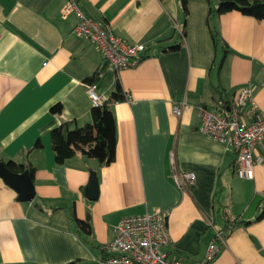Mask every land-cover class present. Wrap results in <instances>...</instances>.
Returning <instances> with one entry per match:
<instances>
[{"label":"crops","instance_id":"1","mask_svg":"<svg viewBox=\"0 0 264 264\" xmlns=\"http://www.w3.org/2000/svg\"><path fill=\"white\" fill-rule=\"evenodd\" d=\"M67 1L0 0V160L31 164L36 189L33 202H18L0 178V264H103L115 226L154 209L168 214V253L194 264L215 231L225 230L220 207L226 220L252 219V203L264 195V153L256 152L262 162L254 178L241 179L235 151L198 131L202 108L229 105L246 85L264 114V20L236 11L210 19L207 0H188L185 21L181 0H81L86 15L127 44L145 46L148 57L117 72L93 42L73 33L75 15L62 18ZM209 24L228 45L221 66L224 52ZM178 36L181 49L163 52ZM96 71L102 96L110 98L118 77L131 98L112 105L116 160L100 166L77 154L58 165L51 132L65 120L91 122L85 79ZM58 103L62 113L53 114ZM173 169L195 173L193 185L180 187ZM91 171L96 201L83 192ZM73 206L90 222L85 239L70 221ZM212 264H264V218L234 226Z\"/></svg>","mask_w":264,"mask_h":264},{"label":"built area","instance_id":"2","mask_svg":"<svg viewBox=\"0 0 264 264\" xmlns=\"http://www.w3.org/2000/svg\"><path fill=\"white\" fill-rule=\"evenodd\" d=\"M70 15L77 18L73 33L93 42L117 72L132 68L143 60L146 52L144 45L127 44L108 23L86 15L76 0H68L62 7V18ZM96 85L88 84L87 92L93 106H102L108 99L97 91ZM124 98L125 101L131 99L127 92H124ZM173 111L181 114L179 106H175ZM198 131L223 144L226 149L235 151L234 171L239 178H254L255 166L262 162V157L256 152L260 150L264 153V114L256 104L252 86L240 88L229 105L202 108ZM172 175L183 188L193 185L196 178L193 172L180 173L175 169ZM167 217L166 212L158 209L124 217L114 228V240L102 246L103 264H186L182 259L171 256L166 249L171 241ZM226 235L216 230L204 257L194 264H212Z\"/></svg>","mask_w":264,"mask_h":264},{"label":"trees","instance_id":"3","mask_svg":"<svg viewBox=\"0 0 264 264\" xmlns=\"http://www.w3.org/2000/svg\"><path fill=\"white\" fill-rule=\"evenodd\" d=\"M80 6L81 0H76ZM210 5V19L219 17L223 14L230 12H239L244 16L253 17L256 20H264V0H217L212 2L207 0ZM181 6L184 16V21L188 16V0H181ZM210 34L212 42L215 47L220 45L223 50V56L219 62L221 66L226 54L228 53V45L221 37L217 26H211L209 24ZM185 37L186 32L183 31ZM182 36V38H183ZM182 39L178 36V39L174 44L163 47V52H177L182 47ZM148 57L146 53L143 59ZM100 72L96 71L92 76L85 79L87 84H97ZM125 101L124 90L117 77L116 89L110 96V98L102 106H94L91 109L90 117L91 122L82 126L78 125L77 121L65 120L58 127L51 132V142L54 151L55 163L58 165L64 164L68 159L73 158L77 154H82L88 158H92L98 161L100 166H108L116 160V144H117V129L116 119L112 110V105L115 103ZM223 104V103H221ZM228 105V103L224 104ZM51 112L53 114L62 113V105L60 103L52 107ZM36 146H40L38 142ZM7 166L15 172H21L24 169H28L34 178V167L31 164L23 165L18 164L15 161L6 162ZM254 209V218L252 219H240L233 218L232 220H226L224 209L220 207L218 214L225 219L224 233H228L236 225L248 226L251 223L258 222L264 218V195L255 199L252 203ZM40 209L42 207L38 205ZM70 221L74 225L75 231L81 238L85 239L86 235L91 232L90 222L82 220L78 217L75 207H71L69 210Z\"/></svg>","mask_w":264,"mask_h":264},{"label":"water","instance_id":"4","mask_svg":"<svg viewBox=\"0 0 264 264\" xmlns=\"http://www.w3.org/2000/svg\"><path fill=\"white\" fill-rule=\"evenodd\" d=\"M0 178L17 193L18 202H33L36 197V189L33 178L28 169L21 172L12 171L7 163L0 160ZM84 195L90 201H96L99 197V181L95 171L90 172L87 185L84 188ZM68 264H76L71 262Z\"/></svg>","mask_w":264,"mask_h":264}]
</instances>
